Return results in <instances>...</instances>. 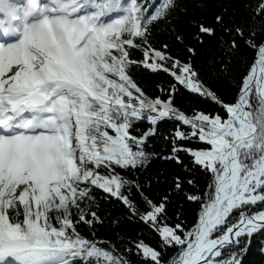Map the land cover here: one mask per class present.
Returning <instances> with one entry per match:
<instances>
[{"label":"snow or ice","instance_id":"snow-or-ice-1","mask_svg":"<svg viewBox=\"0 0 264 264\" xmlns=\"http://www.w3.org/2000/svg\"><path fill=\"white\" fill-rule=\"evenodd\" d=\"M0 264H264V0H0Z\"/></svg>","mask_w":264,"mask_h":264},{"label":"trees","instance_id":"trees-1","mask_svg":"<svg viewBox=\"0 0 264 264\" xmlns=\"http://www.w3.org/2000/svg\"><path fill=\"white\" fill-rule=\"evenodd\" d=\"M243 2L245 4H247L249 2V0H243ZM186 103H191V101H186ZM99 235H100L101 238H105V237H107L109 235V232H108L107 229H100L99 230Z\"/></svg>","mask_w":264,"mask_h":264}]
</instances>
